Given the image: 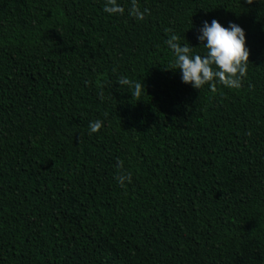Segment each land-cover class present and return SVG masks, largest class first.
Wrapping results in <instances>:
<instances>
[{"label": "trees", "instance_id": "trees-1", "mask_svg": "<svg viewBox=\"0 0 264 264\" xmlns=\"http://www.w3.org/2000/svg\"><path fill=\"white\" fill-rule=\"evenodd\" d=\"M117 2L0 0V264H264V0ZM213 19L245 32L238 90L170 71Z\"/></svg>", "mask_w": 264, "mask_h": 264}, {"label": "clouds", "instance_id": "clouds-1", "mask_svg": "<svg viewBox=\"0 0 264 264\" xmlns=\"http://www.w3.org/2000/svg\"><path fill=\"white\" fill-rule=\"evenodd\" d=\"M248 5L254 0H244ZM258 2V0H255ZM103 11L110 16L122 15L125 9L118 4L117 0H105ZM128 14L138 21L144 20L150 14L147 8L141 10L138 0H131ZM197 36L200 46L203 47V55L194 53V47L188 43L181 45L180 37L171 34L165 41L173 54L170 71H179L181 82L191 85L193 89H202L208 85L212 92H216V85L238 90L242 87L249 65L250 51L246 47V35L242 27L235 23H229L225 28L217 20L211 24L203 22ZM166 32H171L166 29ZM198 48V47H197ZM120 86H128L133 89V95L139 97L145 91L144 84L134 82L127 77H120L117 82ZM101 99L103 92L99 93ZM103 126L101 120L89 123V134L97 133ZM117 174L115 180L119 187L125 188L132 182L130 172L124 171L123 161L117 160Z\"/></svg>", "mask_w": 264, "mask_h": 264}]
</instances>
